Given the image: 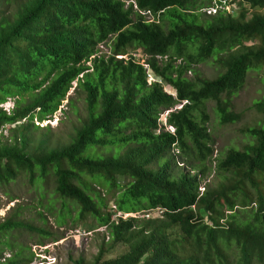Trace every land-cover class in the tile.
<instances>
[{
    "label": "trees",
    "instance_id": "1",
    "mask_svg": "<svg viewBox=\"0 0 264 264\" xmlns=\"http://www.w3.org/2000/svg\"><path fill=\"white\" fill-rule=\"evenodd\" d=\"M198 2L0 0V105L13 100L9 112L0 107L9 132L0 133V186L22 178L51 190L43 210L53 214L59 202L57 224L71 213L72 222L91 217L111 247H128L103 259L100 246L93 264H264V121L245 130L251 141L241 150L215 157L218 183L200 191L214 161L205 104L214 103L219 124L239 121L230 97L264 67V0H232L239 10L214 15ZM128 50L142 51L147 68L131 54L117 58ZM210 58L223 70L216 78L186 77ZM73 82L85 119L53 141L34 121L51 120ZM254 108L264 115V98ZM155 208L160 218H112ZM16 209L0 222L1 247H13L18 228L51 235ZM22 251L0 264H24Z\"/></svg>",
    "mask_w": 264,
    "mask_h": 264
},
{
    "label": "rangeland",
    "instance_id": "2",
    "mask_svg": "<svg viewBox=\"0 0 264 264\" xmlns=\"http://www.w3.org/2000/svg\"><path fill=\"white\" fill-rule=\"evenodd\" d=\"M212 1L199 0L198 3L204 5L208 3L210 7ZM209 7H203L201 12L208 15L206 10ZM226 9L230 12L239 10L236 4L227 6ZM248 10L252 11L251 9ZM258 12L263 13L264 11L259 10ZM146 19L152 20L151 17H146ZM98 47L100 55L109 54V49L105 46L99 45ZM128 54H134V58L140 63L146 60V56L140 50L134 52L128 50ZM193 69H195L196 75H193L192 72H187L186 77L188 79L198 76L201 79L212 80L223 71L218 64L213 62L212 58L194 66ZM151 78L155 80L154 77ZM74 88L75 84L73 83V87L51 120L42 123L34 121V124L38 125L39 128L49 126L53 141H66L73 127H79L85 119L86 112L83 108V102L78 99L79 96L75 94ZM164 91L174 95L170 87L164 86ZM263 98L264 67L260 70L249 71L242 89L230 97L231 111L240 115L239 121L221 125L214 110V103L207 102L205 104V112L209 118L207 123L208 132H210L213 140V160L215 157H224L230 149L241 150L250 143L251 138L245 134V130L256 128L264 121V115L258 113L254 108V103ZM70 99H72V104L75 108L72 105H68V100ZM0 107L4 111L9 112L13 107V100L8 99ZM179 108L180 106H176L175 109ZM166 116L167 112H164L160 117L159 123L161 125H165ZM0 133L7 138L9 136L8 126L3 127ZM215 163V160L211 165L206 162V167L208 169L211 167L212 171L206 174L207 177L202 180L200 191L203 190L204 184L214 187L218 183L216 172H214ZM99 190L104 192V190ZM50 192L51 190L45 191L30 187L22 178L9 183L8 186H0V222L12 218L17 211L16 208L19 206L22 208L20 211L21 215L18 217L21 222L23 221L34 228L44 229L51 234L43 237L35 230L29 231L27 228L15 229L8 237L10 242H7L13 247L6 249L0 246V262L12 258L15 253L22 251V248L24 249L22 254L25 255L26 261L24 264H75L78 260H82L84 264H93L100 246L105 249L103 259L115 258L127 252L128 247L125 245L119 244L111 247L108 233L104 232L105 229L103 227H96L95 221L91 217H87L85 221L72 222L75 214L71 213V217L66 218L62 225L57 224V216L58 212H61V204L59 202L53 204L55 207L53 214H48L43 210V205L52 198ZM40 194H43L41 201ZM106 199L108 200L107 208L112 209L111 194L107 195ZM39 213L42 216H39ZM4 240V237L0 239L1 242ZM235 256V253L230 255L229 262Z\"/></svg>",
    "mask_w": 264,
    "mask_h": 264
},
{
    "label": "clouds",
    "instance_id": "3",
    "mask_svg": "<svg viewBox=\"0 0 264 264\" xmlns=\"http://www.w3.org/2000/svg\"><path fill=\"white\" fill-rule=\"evenodd\" d=\"M128 55L129 54H126V55H122V56H118L117 58H119V59H127L128 58ZM132 56L134 55V54H131ZM134 57V56H133ZM157 58H160V57H157ZM136 59V58H135ZM136 61H138L137 59H136ZM139 62V61H138ZM145 62V61H144ZM141 63L145 68H147V66L145 65V63ZM140 63V62H139ZM148 78H151V76L150 75H148L147 76V80H148ZM152 79V78H151ZM154 81H156V80H150L149 79V81L148 82H154ZM158 82V81H157ZM74 84H75V86H76V83L75 82H73ZM73 83H72V87H73ZM168 113V112H167ZM112 209H114V208H112ZM116 213H120L121 215H130V216H128L127 218H129V217H131V218H145V214L146 213H149L150 214V216H149V218H145V219H152V218H160L161 216H162V214H163V210H161V209H159V208H155V209H150V210H145V211H141V212H138V213H140V214H142V215H140V214H138V213H121V212H116ZM116 213L113 215L114 216V218H117V217H115V215H116ZM113 216H112V218H113ZM122 218V217H121ZM122 219H126V218H122Z\"/></svg>",
    "mask_w": 264,
    "mask_h": 264
},
{
    "label": "built area",
    "instance_id": "4",
    "mask_svg": "<svg viewBox=\"0 0 264 264\" xmlns=\"http://www.w3.org/2000/svg\"><path fill=\"white\" fill-rule=\"evenodd\" d=\"M233 4H236V3H232V0H213L212 4L206 10V12L208 15H212V14L214 15L218 11H222L225 13H232V12H234V10H232V12H230L229 10L226 9V7L231 6ZM237 9H238V5H237ZM149 79L152 80L151 78H149ZM128 216H130V215H121L120 213H116V215H115V217H122V218H127ZM149 216H150L149 213L145 214V218H149Z\"/></svg>",
    "mask_w": 264,
    "mask_h": 264
}]
</instances>
